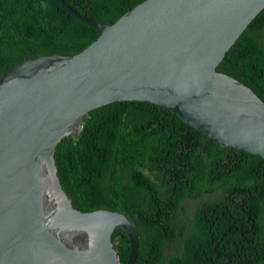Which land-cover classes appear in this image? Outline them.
I'll list each match as a JSON object with an SVG mask.
<instances>
[{"label":"water","instance_id":"95a60500","mask_svg":"<svg viewBox=\"0 0 264 264\" xmlns=\"http://www.w3.org/2000/svg\"><path fill=\"white\" fill-rule=\"evenodd\" d=\"M57 1L100 35L78 54L27 59L0 76V264H120L116 228L129 239L126 264H135L133 223L119 212L74 209L56 146L76 138L91 111L134 101L260 156L264 172V103L216 71L264 0H146L113 24Z\"/></svg>","mask_w":264,"mask_h":264},{"label":"trees","instance_id":"16d2710c","mask_svg":"<svg viewBox=\"0 0 264 264\" xmlns=\"http://www.w3.org/2000/svg\"><path fill=\"white\" fill-rule=\"evenodd\" d=\"M63 1L90 21L113 24L146 0ZM99 35L57 0H0V76L27 59L78 54ZM216 71L264 103V9ZM54 160L74 209L119 212L133 223L135 264H264L260 156L221 147L171 112L133 101L91 111L77 137L56 146ZM223 162L225 171L217 167ZM215 193L220 195L195 206L190 218L180 215L185 198ZM111 241L126 264L128 237L116 228Z\"/></svg>","mask_w":264,"mask_h":264},{"label":"flooded vegetation","instance_id":"af4514ba","mask_svg":"<svg viewBox=\"0 0 264 264\" xmlns=\"http://www.w3.org/2000/svg\"><path fill=\"white\" fill-rule=\"evenodd\" d=\"M188 151L185 152V155L187 156ZM227 162H223L221 164H219L217 167H221V171H225V166L227 165ZM184 168H188L187 166H184ZM230 169H227V171H229ZM219 172V170L217 171ZM179 176H182L179 174ZM219 192V191H218ZM219 193H215L214 195H206L204 194L203 197L199 198V199H191V198H185L184 201L182 202L181 206L183 207L182 213H184V211H186V213L188 212H192L194 206H197L198 204H200L203 200H207L210 198H213L215 196H219ZM239 201V200H238ZM193 205V206H192Z\"/></svg>","mask_w":264,"mask_h":264},{"label":"rangeland","instance_id":"374dc122","mask_svg":"<svg viewBox=\"0 0 264 264\" xmlns=\"http://www.w3.org/2000/svg\"><path fill=\"white\" fill-rule=\"evenodd\" d=\"M193 206V205H192ZM195 207V206H194ZM180 215L182 216V217H187V218H190L191 217V215H192V213L191 212H188V213H180ZM186 219V218H185ZM189 223H191V221L189 222Z\"/></svg>","mask_w":264,"mask_h":264},{"label":"crops","instance_id":"0c3cea01","mask_svg":"<svg viewBox=\"0 0 264 264\" xmlns=\"http://www.w3.org/2000/svg\"><path fill=\"white\" fill-rule=\"evenodd\" d=\"M192 213V212H191Z\"/></svg>","mask_w":264,"mask_h":264}]
</instances>
